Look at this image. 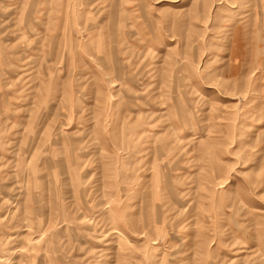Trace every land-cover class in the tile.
I'll return each mask as SVG.
<instances>
[{"label": "rangeland", "instance_id": "1", "mask_svg": "<svg viewBox=\"0 0 264 264\" xmlns=\"http://www.w3.org/2000/svg\"><path fill=\"white\" fill-rule=\"evenodd\" d=\"M0 264H264V0H0Z\"/></svg>", "mask_w": 264, "mask_h": 264}]
</instances>
